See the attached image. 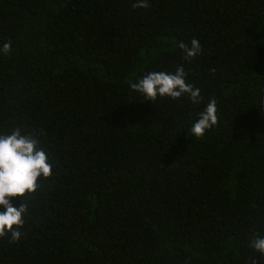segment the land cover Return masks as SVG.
<instances>
[{"label":"trees","instance_id":"1","mask_svg":"<svg viewBox=\"0 0 264 264\" xmlns=\"http://www.w3.org/2000/svg\"><path fill=\"white\" fill-rule=\"evenodd\" d=\"M5 42L0 132L34 133L52 170L11 198L0 264H264V0H0ZM181 65L198 104L130 88Z\"/></svg>","mask_w":264,"mask_h":264},{"label":"clouds","instance_id":"2","mask_svg":"<svg viewBox=\"0 0 264 264\" xmlns=\"http://www.w3.org/2000/svg\"><path fill=\"white\" fill-rule=\"evenodd\" d=\"M148 5L149 0H132L133 8H147ZM10 46V42L0 45V53L7 54ZM178 47L185 59L193 58L202 51L200 41L195 38L189 43L180 41ZM186 76L182 65L174 71H148L131 83L130 88L148 101H154L157 97L179 99L185 96L193 104H198L200 89L187 82ZM217 111L215 99H210L192 122L190 133L194 137L204 136L217 124ZM40 143L34 133H25L20 128L10 133L0 132V237L8 234L11 241L21 238L23 217L28 211L26 204L21 202L14 205L11 198L34 192L39 186L38 178L51 175L52 165L48 162V153ZM248 246L257 254L264 255V234L254 233Z\"/></svg>","mask_w":264,"mask_h":264}]
</instances>
